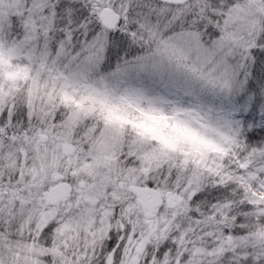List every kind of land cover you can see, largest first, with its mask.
<instances>
[{
  "label": "snow or ice",
  "instance_id": "snow-or-ice-1",
  "mask_svg": "<svg viewBox=\"0 0 264 264\" xmlns=\"http://www.w3.org/2000/svg\"><path fill=\"white\" fill-rule=\"evenodd\" d=\"M0 264H264V0H0Z\"/></svg>",
  "mask_w": 264,
  "mask_h": 264
}]
</instances>
